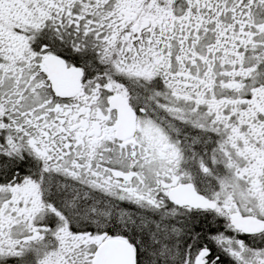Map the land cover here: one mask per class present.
Masks as SVG:
<instances>
[{
  "label": "snow or ice",
  "instance_id": "6c2138e0",
  "mask_svg": "<svg viewBox=\"0 0 264 264\" xmlns=\"http://www.w3.org/2000/svg\"><path fill=\"white\" fill-rule=\"evenodd\" d=\"M0 264H264V0H0Z\"/></svg>",
  "mask_w": 264,
  "mask_h": 264
}]
</instances>
